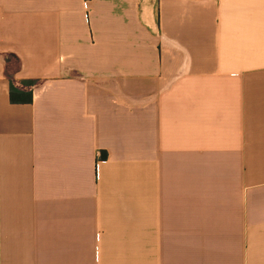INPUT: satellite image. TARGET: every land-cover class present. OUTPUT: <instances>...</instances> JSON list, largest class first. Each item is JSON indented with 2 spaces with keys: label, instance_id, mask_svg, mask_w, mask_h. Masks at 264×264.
I'll use <instances>...</instances> for the list:
<instances>
[{
  "label": "crops",
  "instance_id": "obj_1",
  "mask_svg": "<svg viewBox=\"0 0 264 264\" xmlns=\"http://www.w3.org/2000/svg\"><path fill=\"white\" fill-rule=\"evenodd\" d=\"M0 264H264V0H0Z\"/></svg>",
  "mask_w": 264,
  "mask_h": 264
},
{
  "label": "trees",
  "instance_id": "obj_2",
  "mask_svg": "<svg viewBox=\"0 0 264 264\" xmlns=\"http://www.w3.org/2000/svg\"><path fill=\"white\" fill-rule=\"evenodd\" d=\"M35 82H30V85H35ZM10 100L13 104H30L33 102V91L32 90H19L13 83L10 89Z\"/></svg>",
  "mask_w": 264,
  "mask_h": 264
}]
</instances>
